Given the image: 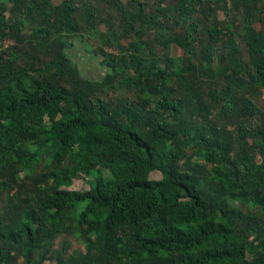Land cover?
I'll return each mask as SVG.
<instances>
[{
	"label": "trees",
	"instance_id": "1",
	"mask_svg": "<svg viewBox=\"0 0 264 264\" xmlns=\"http://www.w3.org/2000/svg\"><path fill=\"white\" fill-rule=\"evenodd\" d=\"M8 1L0 264H264V0H111L117 20L101 17L102 0ZM118 22L136 37L128 48ZM96 32L118 50H96L108 68L98 86L67 52ZM94 86L131 97L85 96ZM78 167L87 191L71 188ZM63 233L87 251L66 259L65 241L54 248Z\"/></svg>",
	"mask_w": 264,
	"mask_h": 264
},
{
	"label": "rangeland",
	"instance_id": "2",
	"mask_svg": "<svg viewBox=\"0 0 264 264\" xmlns=\"http://www.w3.org/2000/svg\"><path fill=\"white\" fill-rule=\"evenodd\" d=\"M64 0H54V2L56 3V5H59L63 2ZM111 0H102L100 2V7L102 8V11L100 12V15L102 18L107 19V17L110 15L113 16V19H116V9L113 10V5L112 3H110ZM205 2L208 1H213L215 2L216 0H203ZM121 4L119 6H121L122 4L127 5L129 3V0H121L120 2ZM149 3H151L152 6L156 7L158 5H162L163 7H169V6H178L182 3H188L187 0H149ZM11 3L8 0H0V10L4 9L5 7H10ZM112 5V6H111ZM213 8L216 10V15L215 17L219 20V21H224L225 20V13H224V9L222 8V4L220 6H216L215 3L213 4ZM206 15H208V12L206 13ZM85 13L84 11H82L79 14V21L84 24L86 21L85 18ZM109 17V18H110ZM195 21H202L204 19V16H197L194 18ZM118 24L121 26L122 30L124 31V35L123 38L121 40L122 45L125 46L126 48L130 47L131 45V41L136 40V37L134 34L130 33V32H126L124 26H122V22H118ZM258 30H260L259 26ZM109 26L106 23H102L100 25V32L101 31H106L108 30ZM100 32L99 33H95V34H89L87 33V38L83 39L82 37H78L74 40V46L71 48L67 49L68 54L71 56V59L73 60V64L76 66V68L79 70V72L81 73L82 76H84L86 79L93 81L97 86L100 85L101 82L104 81V79L107 76L108 73V68L105 67L104 65H102L101 63V56H99L98 54H96V50H101L103 45L102 40L100 39ZM145 39L149 40V41H154V35L149 34L148 37H146ZM156 46V51L158 54L162 53L161 47L157 44H155ZM107 48V50L111 51V52H117L118 50L115 47H108L105 46ZM183 50L181 48H179L177 45H173L172 47V56L175 57L176 59H178L179 57H183ZM242 59L244 60V62H247L248 58H247V54L246 51L244 50ZM218 61H214V65H216ZM209 86V84H207L205 87ZM98 87H93L92 90H84V95L88 96V94L98 98L100 96H105L109 99H111L112 101L116 102V103H121V101L125 100L126 97H131V95L126 92H122V91H114L113 88L111 87H106L104 92L101 93L98 91L97 89ZM263 98H264V91L263 94H257V101L259 102L258 105H263ZM213 118L218 116L217 111L215 110L213 113ZM51 119V115L47 117V122H49ZM49 124V123H48ZM231 128V127H230ZM45 163H47L45 160L40 161V162H35L32 164H30L31 169L33 170V172L35 173H41L45 171ZM77 178L74 181V184L71 186V188L74 189H78V190H89L90 189V185H89V180H91L92 178L90 177H86V175L84 174V171L82 168L78 167L77 168ZM104 174L106 177L110 178V173L107 170H104ZM152 178L156 181H160L162 176L160 173H154ZM22 197H25V194L22 195ZM7 204L6 202V194L4 193L3 198L0 199V207L2 205ZM236 205V203H234ZM65 241L68 245L67 250L64 252V256L66 257V259H71L74 258L78 255V253H85L86 250V245L78 242L77 240L73 239L71 236L67 235V234H59L55 240H54V248L55 249H60L61 248V242ZM22 263V261H21ZM45 264H55V262H51V261H46Z\"/></svg>",
	"mask_w": 264,
	"mask_h": 264
}]
</instances>
